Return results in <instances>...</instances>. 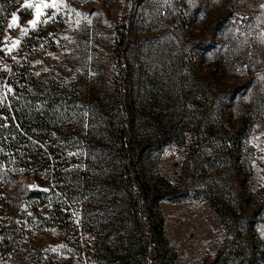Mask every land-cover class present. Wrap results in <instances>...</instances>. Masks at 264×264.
<instances>
[{
    "label": "rangeland",
    "instance_id": "obj_1",
    "mask_svg": "<svg viewBox=\"0 0 264 264\" xmlns=\"http://www.w3.org/2000/svg\"><path fill=\"white\" fill-rule=\"evenodd\" d=\"M41 89L69 115L32 139L55 149L38 162L50 175L0 141L13 170L0 264H118L119 164L86 151L117 148L98 130L119 121V89L158 195L156 262L264 264V0H24L0 44L3 122L12 98Z\"/></svg>",
    "mask_w": 264,
    "mask_h": 264
},
{
    "label": "trees",
    "instance_id": "obj_2",
    "mask_svg": "<svg viewBox=\"0 0 264 264\" xmlns=\"http://www.w3.org/2000/svg\"><path fill=\"white\" fill-rule=\"evenodd\" d=\"M24 0H0V44L3 38V32L6 27V23L11 15L17 10L19 5ZM126 35L123 34L121 39L124 43ZM27 82L30 83V79L26 76ZM30 83L29 85H31ZM34 87V86H33ZM117 88V86H116ZM17 90L18 88L15 87ZM39 92V89L36 88ZM118 89V88H117ZM45 92L43 96H37L36 90L35 94L30 90V95L23 96L19 95L18 99H13L12 106L8 105L5 111L10 114V123H4L1 109H0V141L9 146L6 148L15 158L22 160L26 157L29 160L28 163L34 164V166L39 167L38 162L41 159H45L49 162L50 153H54V148H41L32 139L44 140L53 133L54 128L61 122L63 115H69L68 106L66 103L60 102L59 97L54 96V94L48 93V91L41 89ZM40 91V92H41ZM48 97V98H47ZM117 104L122 107L120 110L119 121L117 124L113 121L105 120L104 126H101L98 131H102L103 134H108L110 136H117V141L115 146L117 148H90V152L96 158L103 156L104 158H109L112 161L114 158L115 162L119 164L120 176L122 178V184L124 185V193L127 196L124 198L126 202L123 204V209L120 211V215L117 220V224L123 228V233L119 236H115L118 245H121L120 255L116 256L118 264H160L156 262V252L159 247L160 234L163 232V221L156 222L157 218L153 213V205L155 201L158 200V195L156 198L150 196L152 191L150 188V183L146 180L143 175L140 164L137 159V152L135 148H131L130 144V119L127 115V96L122 91L118 90ZM50 99L51 101H48ZM114 99V102H115ZM11 109L9 110L8 108ZM1 108V104H0ZM4 108V107H3ZM127 117V118H126ZM16 121L20 125H16ZM55 125V127H53ZM23 128V129H22ZM22 129V132L20 131ZM38 147V148H37ZM60 153V150H57ZM91 156V155H90ZM112 159H111V158ZM42 167V166H41ZM39 168H29L28 171H43L50 175V169ZM49 170V171H47ZM47 171V172H46ZM11 168L0 165V213L4 211V205L6 202V192L7 188L11 186L12 181ZM60 169L56 170V180H58V174ZM45 174V175H46ZM150 188V189H149ZM35 196H42L44 193L39 191H34L32 193ZM159 234V235H158ZM119 247V246H118ZM138 255L139 258L135 260L133 255Z\"/></svg>",
    "mask_w": 264,
    "mask_h": 264
},
{
    "label": "snow or ice",
    "instance_id": "obj_3",
    "mask_svg": "<svg viewBox=\"0 0 264 264\" xmlns=\"http://www.w3.org/2000/svg\"><path fill=\"white\" fill-rule=\"evenodd\" d=\"M47 7H55V4H51V5H46ZM28 7H33V5H28ZM37 8L39 9V6H37ZM37 17L40 16V12L39 10H37V13H36ZM42 22H47V21H42ZM15 23V21H14ZM31 24H33V26L36 24V21L33 20V21H30ZM11 26V25H10ZM18 43V42H17Z\"/></svg>",
    "mask_w": 264,
    "mask_h": 264
}]
</instances>
